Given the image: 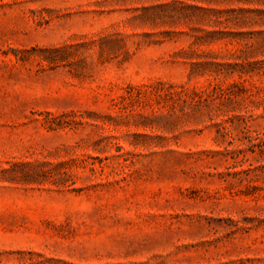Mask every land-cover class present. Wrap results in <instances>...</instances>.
<instances>
[{"label": "rangeland", "instance_id": "1", "mask_svg": "<svg viewBox=\"0 0 264 264\" xmlns=\"http://www.w3.org/2000/svg\"><path fill=\"white\" fill-rule=\"evenodd\" d=\"M0 264H264V0H0Z\"/></svg>", "mask_w": 264, "mask_h": 264}]
</instances>
